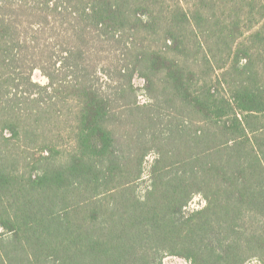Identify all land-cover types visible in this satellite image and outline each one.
I'll use <instances>...</instances> for the list:
<instances>
[{
	"label": "trees",
	"instance_id": "trees-1",
	"mask_svg": "<svg viewBox=\"0 0 264 264\" xmlns=\"http://www.w3.org/2000/svg\"><path fill=\"white\" fill-rule=\"evenodd\" d=\"M166 255L264 264V0H0V264Z\"/></svg>",
	"mask_w": 264,
	"mask_h": 264
},
{
	"label": "rangeland",
	"instance_id": "rangeland-1",
	"mask_svg": "<svg viewBox=\"0 0 264 264\" xmlns=\"http://www.w3.org/2000/svg\"><path fill=\"white\" fill-rule=\"evenodd\" d=\"M33 80L40 83V84H46L48 83V79L46 76L43 75V73L40 70H35L33 73ZM104 81V80H103ZM133 84L137 88V95H138V101L141 104H146L151 101V97L149 95L148 90L146 89V82L143 77L139 75H135L133 78ZM54 126H57L56 130L61 128V132L66 139V141H70V137L68 136V133L70 132L69 130L71 129V125H68L66 123H60L57 124L55 123ZM153 153H150L147 158H146V173L148 172L150 163L153 161ZM205 200L201 195H196L192 202H191V207L192 208H200L205 205ZM161 264H189V262L183 258L177 257V256H172V255H166ZM246 264H261L259 260L257 259H251L249 262Z\"/></svg>",
	"mask_w": 264,
	"mask_h": 264
}]
</instances>
